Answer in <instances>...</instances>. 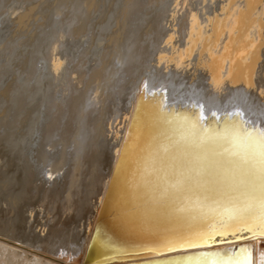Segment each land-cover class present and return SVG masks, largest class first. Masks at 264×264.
<instances>
[{
	"label": "bare ground",
	"instance_id": "bare-ground-1",
	"mask_svg": "<svg viewBox=\"0 0 264 264\" xmlns=\"http://www.w3.org/2000/svg\"><path fill=\"white\" fill-rule=\"evenodd\" d=\"M237 1H222L227 4L222 5V11L207 18L210 29L193 25L197 30L191 29L185 43L170 36L160 48L165 36L149 46L140 45L133 37L126 57L103 75L100 89L74 93L70 67H64L62 58L55 62L54 73L27 85L20 118L7 135L0 264H83L140 94L144 97L137 106L96 229L95 257H113L118 250L144 247L162 250L186 241L204 250L219 237L264 234L258 216L228 220L210 211L193 216L175 212L154 198L155 174L146 170V164L152 163L149 152L167 134L159 119L162 107L191 119L199 117L202 106L204 125L217 130L226 122L264 129V98L247 89L254 82L258 94L264 95V81L255 65L252 68L246 62L248 54L257 57L260 52L253 46L264 43V7H257L258 0L257 5L255 0H245L244 6L236 5ZM151 49L161 52L156 65L148 54ZM199 50L212 72L210 86L204 76L159 75L155 66L166 63L184 71V60ZM171 52L173 57L162 56ZM222 69L225 79L220 76ZM225 113L228 117L220 118ZM60 170L62 174L53 180L52 174ZM259 250V264H264V244ZM215 253L229 257L226 251ZM199 254L139 264H193ZM234 257L249 261L242 247Z\"/></svg>",
	"mask_w": 264,
	"mask_h": 264
},
{
	"label": "rangeland",
	"instance_id": "rangeland-1",
	"mask_svg": "<svg viewBox=\"0 0 264 264\" xmlns=\"http://www.w3.org/2000/svg\"><path fill=\"white\" fill-rule=\"evenodd\" d=\"M222 1L0 0V212L4 210V177L8 169V129L14 128L20 118L25 102L24 90L29 83L49 72L54 73L55 62L62 58L64 67H70V85L74 93L91 87L100 89L104 83L101 81L103 75L126 57L133 37L140 45L149 46L165 36L160 48L166 46L170 36L173 41L185 43L193 25L210 29L208 19L212 13H220L227 5ZM238 1L234 3L244 6L245 0ZM257 2V7H264V0ZM234 3L232 6H236ZM195 27L193 31L197 30ZM138 43L136 48H139ZM256 45L254 50L260 52L257 57L248 54L246 62L252 68L255 65V71L264 81V43ZM160 53V49L149 51L153 58L151 63ZM162 56L173 57L172 52ZM205 62L208 61L199 50L184 60L186 71L173 69V63L155 67L159 75L175 72L180 78L204 76L206 86H210L212 72ZM154 64H158L157 61ZM222 73L220 76L225 79L226 75ZM65 81L68 83L66 78ZM254 85L253 82L246 88L254 91L259 99L264 98ZM62 172L53 173L52 179Z\"/></svg>",
	"mask_w": 264,
	"mask_h": 264
},
{
	"label": "snow or ice",
	"instance_id": "snow-or-ice-1",
	"mask_svg": "<svg viewBox=\"0 0 264 264\" xmlns=\"http://www.w3.org/2000/svg\"><path fill=\"white\" fill-rule=\"evenodd\" d=\"M159 119L167 134L149 152L152 163L146 164V170L155 174L154 198L183 215L210 211L228 220L258 216L264 225V129L240 122H226L219 130L207 127L202 106L199 117L191 119L162 107ZM193 246L187 241L179 244ZM193 264L248 261L231 253L224 259L219 253L204 252Z\"/></svg>",
	"mask_w": 264,
	"mask_h": 264
},
{
	"label": "water",
	"instance_id": "water-1",
	"mask_svg": "<svg viewBox=\"0 0 264 264\" xmlns=\"http://www.w3.org/2000/svg\"><path fill=\"white\" fill-rule=\"evenodd\" d=\"M142 96L144 97V94H140L138 97V100L135 104V108L134 111L132 113V116L130 118L129 121V125L128 128L126 130V135L123 141V144L120 148V152L118 153V158L116 160L111 178L108 180V187L107 190L105 191V195L103 198V202L102 205L100 207V211L98 212V216L96 219V223L93 226V233L91 236V239L87 245V251L86 254L83 258V264H110V263H114L115 262H124L127 260H130V263H135V264H139L141 262H155L158 260H168L169 258H178V257H183V256H191V255H195L198 253H204V252H211V253H215V252H219V251H226L227 254H232L233 256L239 251L240 247L244 248L246 254L248 255V264H259V248H260V244H264V237L262 235H256L254 233H248V232H242L241 234L239 233L238 235L235 236H229L226 238H221L219 237L218 240L216 241H212L209 245H205V246H212V247H205L204 250L200 249V246H195V247H172V248H164L162 250H155L152 248H147L144 247V249H126V250H118V252L114 253L116 254L113 257H105L102 259H97V257H95V254L93 252V248H94V243H95V233H96V229L98 227V223L99 220H101V213L102 210L104 208L107 196H108V191L110 188V185L113 181V177L116 171V167L118 165L119 162V158L121 157V153L123 151L124 148V144H125V140L126 137L128 135L129 129L131 128V125L133 123V119H134V115L137 109V106L139 104V102L142 99ZM223 117H228L227 113L220 115V118ZM205 119H203L202 123L204 124ZM247 127V126H246ZM262 128V127H260ZM238 240L241 241H245V242H237ZM234 242V243H231ZM259 244L258 246L256 244ZM214 244L219 246H214ZM203 247V246H201ZM129 263V264H130ZM123 264V263H122Z\"/></svg>",
	"mask_w": 264,
	"mask_h": 264
}]
</instances>
